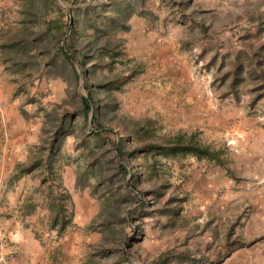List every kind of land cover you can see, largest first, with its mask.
I'll return each mask as SVG.
<instances>
[{"label": "rangeland", "instance_id": "1", "mask_svg": "<svg viewBox=\"0 0 264 264\" xmlns=\"http://www.w3.org/2000/svg\"><path fill=\"white\" fill-rule=\"evenodd\" d=\"M125 4L134 9L125 21L126 28L105 33L87 22L86 18L91 17L96 26L105 30L110 18L117 15L116 10ZM2 5L1 43L26 22L29 0H2ZM58 6L65 11L67 22L78 27V44L85 39L96 38L97 43L107 39L112 48L109 51L93 47L91 59L85 62L89 66L91 84L114 82V89L107 92L108 95L93 91L99 102L111 100L114 104L106 109L103 130L97 129L101 131L100 137L90 135L87 129L93 131L94 126L81 121L77 114L78 95L85 96L83 83L78 86L79 75L74 79L67 68L58 75H47L46 56L36 51L35 66L27 64L18 70L22 73L0 80V112L3 108L10 109L23 119L21 122L38 129L34 141L37 144L27 150L24 161L17 163L22 165L36 156L41 155V159L45 156V152H40L39 142L46 137L44 129L53 120L52 116L45 118V115L54 110L72 113L74 132L54 149L52 174H45L42 162L29 172L31 175L23 173L28 174L23 183L26 190L39 188L46 194L49 190L52 194L69 190L67 208L75 219L68 223L67 238L59 243L66 250L64 254L72 252L77 264H151L161 256H167L161 264H192L179 257L182 252L194 257L195 264H199L201 258L207 260L203 264H264V226L248 220L247 230V215L240 214L219 230L209 224L206 226L205 217L197 215L200 212L195 209L197 204H188L184 176L186 167L195 162L186 159L190 154L151 155L143 159L137 153L127 157L124 181L119 174L112 177L115 183L111 191L105 189L106 182L104 185L98 180L115 173L114 167L119 161L111 143H117L119 137H123L122 145L127 152L150 141L164 143L175 135L191 137L197 144L217 150L221 163L214 162L226 171L228 164L244 149L243 142L250 146L249 142H253L254 149L264 151V86L259 75L251 72L246 56L264 42V0H53L52 9L44 12L42 18L54 17ZM138 13L153 14L143 28L154 30L153 33L162 38L156 47L162 50H152L153 44H148L149 41L136 44L137 30L130 31L129 21ZM41 22L37 19L30 26L39 30L43 26ZM63 41L64 36L61 44ZM7 51L1 49L2 57ZM14 54L18 58L19 53ZM235 56L241 61L242 70L240 79L231 85L230 70ZM172 58L175 61L166 63ZM59 59L54 57L55 62ZM6 62L7 69L17 71L10 61ZM261 63L264 68V56ZM73 64L77 71L79 65L74 58ZM174 79L179 83H173ZM5 90H11V95L2 99ZM185 94H189V100L185 99ZM190 106L196 114L185 109ZM131 124H139L147 130L143 141L125 137L122 127L128 128ZM7 133L6 122L0 120V142ZM130 173L137 174L136 190L126 193L128 188L122 184L128 182ZM46 175L48 179L41 184L40 179ZM82 175L80 188L74 182ZM15 176L0 175V204L8 202L4 193L15 185ZM258 183L262 185L259 197L264 198V177ZM153 184L163 185L159 188L161 196L154 197L146 192ZM137 191L143 192L145 210L151 212L128 221V211L138 205L142 197ZM125 194L126 199L120 200ZM31 197V194L24 196L25 199ZM169 198L175 201H168ZM164 206L169 211L161 213ZM113 207L119 210L118 216L114 217L116 221L108 220L107 223ZM6 215V211H0V217ZM122 217L125 220L122 221ZM199 218L198 223L203 222V227L197 234L194 225L191 232L196 236L188 240L183 236V226L187 222L195 224ZM42 223L43 217L40 228L46 232L45 242H57L54 229L47 222ZM204 229L206 235L201 234ZM227 232L228 242H235L225 246ZM129 238L132 239L129 241ZM126 241L129 246L125 245ZM228 253H233L230 259L225 258Z\"/></svg>", "mask_w": 264, "mask_h": 264}, {"label": "trees", "instance_id": "2", "mask_svg": "<svg viewBox=\"0 0 264 264\" xmlns=\"http://www.w3.org/2000/svg\"><path fill=\"white\" fill-rule=\"evenodd\" d=\"M38 4L35 5V0H29V9L25 10V23H21L19 29H16L14 32L9 34L8 38L0 42L1 49H7L8 51L5 52L3 56L4 60L10 61L13 68L17 71L21 68H24L27 64L30 66H35L33 58H35V53H43L46 56V66L45 73L47 75H58L62 70L69 69L72 73L74 79H77L78 74L73 64V58L77 61L78 65L80 66L81 75L83 78V85L82 89L85 92V96L78 95V104L76 107L77 114L81 121L87 122L88 113L90 109L92 110L91 122L90 124L94 126L95 130H88L87 132L94 136L95 138L100 137V133L103 129L101 125H103L104 116L106 115V109L109 107H113L112 101H102L99 102L93 91L96 93L100 92L103 95H108L107 92L114 89L113 81H104L101 83H97L96 86L91 84L88 81V73H89V66H86L85 62L91 59V51L93 47H100L103 50L112 51L111 45L109 44L108 40L105 39L102 43H97L96 38L94 40L88 39L84 40L78 44L77 39L80 37V32L78 27L75 23H68V17L66 16L65 11L62 7L55 8L56 15L52 18L43 19L44 12H49L50 9L53 7V0H37ZM181 3V2H180ZM117 15L110 18L108 27L104 29L99 28L96 26V22L93 18L89 17L86 18L89 25L95 27L97 31H104L105 33H112L116 32L117 28H126L125 21L133 13L134 9L132 5L125 4L124 6H120L117 10ZM41 19L43 26L39 30H33V27L30 26L32 22L35 20ZM64 36L63 44H61V38ZM32 50V53L30 52ZM14 52H18V58H15ZM59 57L60 59L58 62H55L54 57ZM249 59V63L251 64V72H255L261 78V84L264 86V68L262 67L261 58L264 56V42L259 43L254 50L250 54H246ZM242 70L241 61L238 59L237 56L234 57L232 62V67L230 70V75H232L230 84L233 85L236 80L240 79V74ZM254 73V74H255ZM95 88V89H94ZM233 88V87H232ZM63 112L58 113L57 111H53L52 113H47L45 118L52 116L53 120L51 125L48 128L44 129L46 133V137L39 142V147L41 148L40 152H45V156L43 159L40 157H34L31 162L28 164H16L15 171L16 174L20 175L22 173H27L36 168L43 163V170L45 174L51 175L52 170V161H53V151L54 149H58L61 145V140L68 136L72 135L74 132L73 125V116L72 113H69L67 110H62ZM97 129H100L97 131ZM125 132V137H129V139L133 138L134 140H144V136H146L147 130L141 127L139 124H131L128 128L122 127ZM123 137L118 138V142H112L111 145L115 151V154L118 158L116 166L114 167L115 173L99 177V181H103L104 185L105 182V189L111 191L114 185V181L112 182V177H115L117 174L122 176L123 181L127 175V168L126 166L128 163V158L134 156L135 154H139L143 159H147L151 155H161L162 157H171V156H178V155H185L191 154L196 159L205 158L211 161H215L217 163H221V160L218 157L219 152L217 150L212 151L209 150L205 146H201L194 142L191 137H185L184 135H175L170 140L163 141L164 143H156L155 141H150L144 144H140L135 148L131 149L129 152L125 150L122 145ZM146 162V160H145ZM125 165V166H124ZM147 166V164H146ZM117 172V173H116ZM42 177L40 179V183L43 184L46 182L47 177ZM137 174L130 173L128 178V182L123 186H126L128 190L126 193L131 192L130 190H136V179ZM84 176H77L75 179V185L80 186L82 188V180ZM108 180V181H107ZM163 188V185H155L146 191L148 194H153L155 196H161L162 193L159 191V188ZM130 188V189H129ZM60 192H54L49 190L47 192L48 203L50 208V221L49 227L55 230L56 234H59L63 231V229L68 225L71 218V212L67 208V205L70 204L69 194L65 190H59ZM143 192L137 191V195H142L141 200H138V205L133 207L131 210L128 211L127 220L133 221L135 218H140L145 215L150 214V210H145L146 201H144ZM145 193V192H144ZM127 194L119 198L120 200L126 199ZM132 197H135L132 195ZM168 201H175L174 198H169ZM116 203H121L120 201H116ZM125 203V202H122ZM117 208V207H115ZM114 207L109 213V217L106 220L116 221L114 217L118 216V211ZM120 209V208H119ZM161 213L164 211H169V208L164 206L160 209ZM121 220H125L124 217ZM104 222L103 224L105 225ZM229 237V232L225 234V246H228L230 243L235 242H228L227 238ZM132 238H129L130 241ZM129 241L125 242V245L129 246ZM241 245L239 242H237ZM185 253L182 252L181 256L182 259L184 257L185 261H188L192 264H195L197 260L192 257L189 253L187 255H183ZM167 256H161L159 259L153 261L151 264H161L165 262ZM199 264H203L207 261L205 258L199 259Z\"/></svg>", "mask_w": 264, "mask_h": 264}, {"label": "crops", "instance_id": "3", "mask_svg": "<svg viewBox=\"0 0 264 264\" xmlns=\"http://www.w3.org/2000/svg\"><path fill=\"white\" fill-rule=\"evenodd\" d=\"M152 16L153 14L138 13L130 17L129 23L130 31L137 30L136 44L149 41L148 44H153L151 49L156 52L162 50V48H156L158 40L162 38L159 35L156 36L153 33L154 30L143 28ZM173 61H175L174 58L168 59L166 63ZM17 73L22 72H12L11 68L7 69V62L2 57L0 48V80ZM175 79L172 80L173 83H179ZM10 93L11 90L2 91L3 98H1H9ZM185 99H190L189 94H185ZM185 109L196 114L191 106ZM0 120L6 122L8 127L6 137L3 142H0V175L3 177L16 175L15 185L8 187L4 193L8 202L0 204V211L7 212L6 217H0V264H66L63 258L71 264H77L72 252L68 251L64 254L66 250L59 244L67 238L68 226L74 222L75 217L70 218L69 224L63 231L56 234L57 242L46 243L44 237L46 232L43 233L40 222L43 217V223L47 222L49 225L51 213L48 208L49 203L46 202L47 194L39 191V188L36 191H29L23 186L31 171L20 175L15 171V165L27 158V150L37 144L34 142L37 137V127L21 122L22 118L20 120L15 112L6 108L1 110ZM249 143L252 145L243 142L244 149L228 164V171L205 158L196 159L194 164L186 167L184 180L189 197L188 204L190 202L197 204L198 208L195 209L200 210L197 215L201 214L202 218L205 217L206 226L209 224L210 227L215 226L223 230L240 214L247 215L245 221L247 230L248 220L264 226V198L259 197L262 185L258 183L264 177V151L259 152L254 149L253 142ZM32 179H34L33 176ZM65 191L69 194L68 189ZM27 194H31V199L24 198ZM35 195L37 199L33 198ZM47 209H49L48 213ZM199 221L200 218L195 224L192 222L184 224L183 236H186L188 240L196 236L194 232H191L194 225L197 234L201 231L203 222L198 223ZM204 231L207 232L204 229L201 232L202 235L207 234ZM232 254L228 253L225 258L230 259Z\"/></svg>", "mask_w": 264, "mask_h": 264}, {"label": "water", "instance_id": "4", "mask_svg": "<svg viewBox=\"0 0 264 264\" xmlns=\"http://www.w3.org/2000/svg\"><path fill=\"white\" fill-rule=\"evenodd\" d=\"M60 1H62V0H60ZM69 21H70V15H69ZM77 66H78V65H77ZM77 72H78V75H79V78H80V82H79L78 86L81 87V85H82V83H83V80L81 79V72H80V70H79V66H78V70H77ZM83 96H84V95H83ZM91 116H92V110L90 109V111H89V115H88V119H87V122H88V123H90Z\"/></svg>", "mask_w": 264, "mask_h": 264}, {"label": "built area", "instance_id": "5", "mask_svg": "<svg viewBox=\"0 0 264 264\" xmlns=\"http://www.w3.org/2000/svg\"><path fill=\"white\" fill-rule=\"evenodd\" d=\"M3 13V5H2V0H0V15ZM186 157V159H189L190 161H195L196 160V158L193 156V155H186L185 156Z\"/></svg>", "mask_w": 264, "mask_h": 264}]
</instances>
